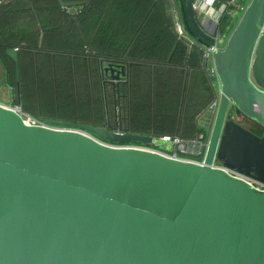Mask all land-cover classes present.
<instances>
[{
  "label": "water",
  "instance_id": "obj_1",
  "mask_svg": "<svg viewBox=\"0 0 264 264\" xmlns=\"http://www.w3.org/2000/svg\"><path fill=\"white\" fill-rule=\"evenodd\" d=\"M167 1L176 33L205 54L218 25L197 20L194 0ZM263 43L264 0H250L224 48L203 58L220 100L203 168L29 129L0 108V264H264V195L211 169L216 160L264 184V134L235 119L264 132ZM100 69L118 85L127 76L106 61ZM43 121L107 144L153 141Z\"/></svg>",
  "mask_w": 264,
  "mask_h": 264
},
{
  "label": "trees",
  "instance_id": "obj_2",
  "mask_svg": "<svg viewBox=\"0 0 264 264\" xmlns=\"http://www.w3.org/2000/svg\"><path fill=\"white\" fill-rule=\"evenodd\" d=\"M137 1H142V6ZM229 1L217 0L218 3ZM77 2L81 4L82 10L85 8L84 12L79 17L76 15L70 18L62 10V5ZM129 2L127 0V5ZM133 2L134 10H141L134 16L130 13L133 9H125L124 0L120 3L115 0H0V58L6 64L12 86L19 87V95L14 104L22 106L25 113L38 119L82 123L106 127L111 131L161 138L168 135L164 131L168 126L178 128L183 123L159 121L157 85L162 83V87L169 90L167 92L174 93L170 90L176 88L177 82L187 85L188 81L185 74L178 79V71L189 67L198 74L199 86L206 89L204 98L206 96L207 99L200 111H207L215 101L216 94L207 87L209 78L203 66V51L195 46L190 51L189 44L181 39L162 59L154 56L155 51H150L140 61L135 57L136 50L142 44L140 36L148 30L150 20L162 16L165 21L167 11L164 0ZM113 5H117L113 12L118 14L117 28L124 27L122 22L126 19H132L126 27L133 34V42L123 46L114 45V49L104 53L94 49L91 40H87L81 32L92 27L90 21L94 17L96 23L99 18L110 22V17L114 16L108 8ZM49 13L53 16L52 24L46 22ZM236 22L237 19L225 15L219 23L217 35L221 38L229 36ZM33 23L38 30L35 31ZM107 29L109 24L101 22L99 32ZM166 33H171L169 27ZM9 50H18L15 60L7 54ZM101 61L126 67L124 90L120 84L105 80L100 69ZM41 67H47L45 72L52 79L48 102L33 99L36 81L43 73ZM83 68H89L91 72L82 73ZM144 83L148 84V88ZM163 94L171 96L170 93ZM82 96L89 99L88 103L93 102V105L81 108L79 100ZM202 132L195 130L190 136L184 137L173 133L168 137L191 140ZM254 133L262 136L263 131Z\"/></svg>",
  "mask_w": 264,
  "mask_h": 264
},
{
  "label": "crops",
  "instance_id": "obj_3",
  "mask_svg": "<svg viewBox=\"0 0 264 264\" xmlns=\"http://www.w3.org/2000/svg\"><path fill=\"white\" fill-rule=\"evenodd\" d=\"M125 1V9L126 7H129L130 9H133L130 11V13H140V8H136V11L134 10V2L133 0H130L129 4L127 5V0ZM239 8H246L250 2V0H236ZM116 3H120L121 0H115ZM142 1H137L142 6ZM165 2V8L167 11V17L165 21L163 20L162 16H157L154 19L150 20L148 22V30L146 33L142 34L140 37H142V44H140L138 50H136L135 57L138 58L140 61L149 55V52L155 51L154 56L162 59L164 55L167 54L168 51L172 50V47L174 49V46L178 41H181V37L176 33L175 28V22L172 17V15L169 13L170 5L167 0H164ZM99 4V2H98ZM222 4V3H219ZM81 4L79 2L77 3H69L62 5V10L70 17H75L76 15L79 17L83 14L84 9L80 8ZM108 9L111 10V14H113L114 10L117 9V5L110 6ZM82 10V11H81ZM134 11V12H133ZM94 11H92V14ZM50 15H46V22L48 24H52L53 22V16L52 13H49ZM136 14V15H137ZM114 17H110V22L107 19L99 18L98 23H96L94 18H92V21H90L91 28H87L85 32H81L82 34L86 35L87 40H91V45L94 47V49H100L102 52H107L110 49H114L116 46L114 45H126L133 42V34L129 27H126L128 24L131 23V20H125L123 21L124 27L117 28V16L118 14H113ZM202 17L197 14V20L201 22ZM57 21V17H56ZM100 22V23H99ZM101 22H104L105 24H109V29L103 32H99ZM189 22V21H188ZM127 23V24H125ZM58 25L59 22H56ZM35 31L38 30L35 24L33 23ZM219 26V25H218ZM169 27L170 34L166 33V28ZM82 28V27H81ZM83 29H81L82 31ZM210 31L209 29H207ZM207 31V33H208ZM172 36V38H171ZM139 37V38H140ZM228 37V36H227ZM227 37L224 38V40H227ZM175 38V39H174ZM221 42V47L225 46V41ZM186 42V41H185ZM52 45H54V40L51 39ZM187 43V42H186ZM188 44V43H187ZM263 46V47H262ZM262 46L259 47V54L264 49V43ZM190 51L192 46H188ZM224 48V47H223ZM47 67H45L46 69ZM45 69L41 67L40 71L43 72L40 77H38L36 81V88L34 92V101L35 99H40V101H44L45 97L48 98L50 96V89H51V82L52 79L48 76V74L45 72ZM82 73L91 72V70L88 68L81 69ZM61 72H64L63 69H61ZM207 72V71H206ZM66 73H68L66 71ZM184 74L188 76L187 85L183 84V82H177V86L175 89H172L170 91L173 92H167L169 91L166 88H163V84L159 83L158 91L159 96L157 98V105L158 110L157 116L159 121H165V122H171V121H178L180 123H183L178 128H170L171 126H168L169 128L167 130H164L167 132L168 135H171L173 133H176L179 137L184 136H190L195 130H203L204 126H202V121L207 117V114H204L205 111H200L201 107L204 104V100H206V96L204 98V94L206 95V89H204V86H199L198 83V74L192 71L189 67L185 69H180L178 71V77L182 75L184 77ZM208 74V73H207ZM209 78V77H208ZM180 79V77L178 78ZM39 84V87H38ZM145 87L148 88V84L144 83ZM209 84V82H208ZM207 84V85H208ZM9 85L11 88H15L17 90V93L19 92V87H13L11 84V80L9 78V72L6 67V64L4 63V60L2 63L0 62V98L6 100V102L9 99V94L5 91L6 86ZM143 86V85H142ZM124 90V86H123ZM5 91V92H4ZM163 93H170L171 96H166ZM199 94H201V98L199 97ZM19 95V93H18ZM80 102H84L85 104L80 105L81 108L85 109L86 105H93V102H89V99H80ZM76 102V101H75ZM22 107V106H21ZM201 114V117H200ZM207 121V119H206ZM165 132V133H166ZM165 136V137H168ZM197 136V135H196Z\"/></svg>",
  "mask_w": 264,
  "mask_h": 264
},
{
  "label": "built area",
  "instance_id": "obj_4",
  "mask_svg": "<svg viewBox=\"0 0 264 264\" xmlns=\"http://www.w3.org/2000/svg\"><path fill=\"white\" fill-rule=\"evenodd\" d=\"M193 8L196 14L200 15L203 19H209L217 25H219L221 19L225 15L237 19L239 13H244V11L246 10L245 7L239 8V5L236 0H230L229 2L222 4H219L217 0H194ZM209 27L210 30H213L212 26ZM214 37L216 39V43L206 48V52L203 55V58L209 56V54H213L214 52L222 49L221 42L224 40V38L219 37L217 34L214 35ZM224 41L226 44V39ZM212 71L214 72L213 69ZM219 102V94H217L215 101L212 103L206 113L207 115H210L209 123L208 125L204 126L203 132L198 134L195 139L188 140L172 137H153L151 145L107 144L106 142L98 139L94 135L85 131L49 125L45 123L43 119H38L25 113L23 108L20 105H15L14 102H12V104L0 103V108L3 111L9 112L10 114L14 115L17 119H19L23 126L29 129H37L53 133L78 135L89 140H93L102 147H107L114 150H126L139 154H145L152 157H157L174 163L203 168L209 149L212 128L219 107ZM235 119L237 122L242 124L244 121V116L237 113L235 114ZM115 132L124 133L122 131ZM211 169L213 171H218L225 174L228 178L232 180H236L245 184L257 194L264 195V184L257 181L253 177L225 168L216 160H214Z\"/></svg>",
  "mask_w": 264,
  "mask_h": 264
},
{
  "label": "rangeland",
  "instance_id": "obj_5",
  "mask_svg": "<svg viewBox=\"0 0 264 264\" xmlns=\"http://www.w3.org/2000/svg\"><path fill=\"white\" fill-rule=\"evenodd\" d=\"M242 14H243V12L242 13H239V15H238V17H237V22L239 21V19L241 18V16H242ZM237 22H236V24H237ZM224 46H222V48H223ZM206 70V69H205ZM207 71V70H206ZM104 75V74H103ZM104 78H105V80L107 81V82H111V83H118V82H116V81H114L113 79H111L110 78V76H106V75H104ZM120 85L121 86H123L124 85V83H125V81H124V79H121L120 80ZM13 90H14V88H13ZM8 94H9V99H8V101L6 102V100H4V99H1L0 98V103H8V104H12V102H14L15 101V99H16V97H17V95L15 94L14 96H13V92L11 91V89H10V86L9 85H7L6 86V90H5ZM4 91V92H5ZM214 93L216 94V91H214ZM1 95V94H0ZM217 95V94H216ZM81 99H85V97L84 96H82V98ZM50 99H48V98H46L45 97V99H44V101L45 102H48ZM75 103V102H74ZM81 104L80 105H83V104H85L84 102H80ZM121 113V112H120ZM207 113V111H205V113L204 114H206ZM120 115V114H119ZM124 117V116H123ZM200 117H201V114H200ZM43 119V118H42ZM206 119H207V121H206ZM209 119H210V115H207V117H205V119L202 121V126L203 125H208V123H209ZM211 123H212V121H211ZM246 123V122H245ZM244 126H246V124L244 125ZM247 127V126H246ZM259 130H261L260 128H259Z\"/></svg>",
  "mask_w": 264,
  "mask_h": 264
},
{
  "label": "flooded vegetation",
  "instance_id": "obj_6",
  "mask_svg": "<svg viewBox=\"0 0 264 264\" xmlns=\"http://www.w3.org/2000/svg\"><path fill=\"white\" fill-rule=\"evenodd\" d=\"M0 62L2 63L1 58H0ZM10 89H11V91L13 92V93H12L13 96H14L15 94L18 96V93H19V92L17 93V90H16L15 88H14V90H13V88L10 87ZM245 122H246V123H245ZM242 124H243V125L246 124L247 128H248L249 130H251L252 132H258V131H261V130H259V127L257 126V124H256L255 122H253V121L247 119L246 117H244V121H243ZM263 134H264V132H263ZM263 134H262V135H263Z\"/></svg>",
  "mask_w": 264,
  "mask_h": 264
},
{
  "label": "bare ground",
  "instance_id": "obj_7",
  "mask_svg": "<svg viewBox=\"0 0 264 264\" xmlns=\"http://www.w3.org/2000/svg\"><path fill=\"white\" fill-rule=\"evenodd\" d=\"M94 142V141H93ZM97 144V143H96ZM97 145H99V144H97ZM102 146H100V148H101ZM102 148H105V147H102ZM107 149V148H106ZM109 149V148H108ZM106 151H108V152H110L109 150H106Z\"/></svg>",
  "mask_w": 264,
  "mask_h": 264
}]
</instances>
